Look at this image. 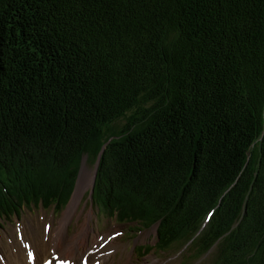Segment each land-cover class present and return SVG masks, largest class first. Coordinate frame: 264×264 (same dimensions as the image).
<instances>
[{
    "label": "trees",
    "instance_id": "obj_1",
    "mask_svg": "<svg viewBox=\"0 0 264 264\" xmlns=\"http://www.w3.org/2000/svg\"><path fill=\"white\" fill-rule=\"evenodd\" d=\"M103 145L92 203L140 250L264 264V0H0V218Z\"/></svg>",
    "mask_w": 264,
    "mask_h": 264
},
{
    "label": "rangeland",
    "instance_id": "obj_2",
    "mask_svg": "<svg viewBox=\"0 0 264 264\" xmlns=\"http://www.w3.org/2000/svg\"><path fill=\"white\" fill-rule=\"evenodd\" d=\"M82 171L84 172L81 174ZM93 173L94 166L86 158L66 204L60 208L56 205L50 208L29 206L20 209L17 215L1 217L0 259H10V246L19 242V236L28 237L23 242H31V236L36 238L48 230L52 232L66 210L74 206L64 214L63 222L68 221L60 230L65 231L68 237L80 233L78 241L86 238V247L79 248V252L73 255L77 259L76 264L81 262L83 256L88 258L89 263L99 264H212V249L201 257H197L192 251H185L179 243L163 251L156 248L151 251L140 250L143 245L156 244L157 227L143 229L135 224H119L107 211L99 208L96 203L93 204ZM77 189L79 190L76 193ZM74 198L75 204L70 205ZM30 253L33 254L32 250Z\"/></svg>",
    "mask_w": 264,
    "mask_h": 264
},
{
    "label": "bare ground",
    "instance_id": "obj_3",
    "mask_svg": "<svg viewBox=\"0 0 264 264\" xmlns=\"http://www.w3.org/2000/svg\"><path fill=\"white\" fill-rule=\"evenodd\" d=\"M83 172L84 171H82L81 174ZM78 190L79 189H77L76 193L78 192ZM75 202H76V198L73 199L70 205L75 204ZM73 208L74 206H71L66 211L68 212ZM64 214L58 220V224L56 228L52 230V232H49L48 230L46 233L45 232L42 233L40 237H36V238H34L33 236L29 237V239H31V242H28L29 243L28 250L29 251L32 250L33 253L31 259H29L30 252L26 253L25 246L23 247V245H27L24 244L26 242H23L24 240L28 239V237H26V238H21V240H18L19 242L17 244H13L12 246H10V252H11L10 259L9 260H5L4 258L0 259V264H41L45 260L50 262L52 260L50 256L53 255L57 256L58 260L62 261L63 264L65 260L68 262V264H76L77 259H75L73 255L79 252V248L86 247L87 244L86 238H83L81 241H78V237L80 233L78 235L68 237L65 231L63 232L62 230L61 232L60 227H63L68 221L67 220L66 222H63ZM20 254H22V257H20ZM79 264H87V262L84 259H82Z\"/></svg>",
    "mask_w": 264,
    "mask_h": 264
},
{
    "label": "water",
    "instance_id": "obj_4",
    "mask_svg": "<svg viewBox=\"0 0 264 264\" xmlns=\"http://www.w3.org/2000/svg\"><path fill=\"white\" fill-rule=\"evenodd\" d=\"M104 147H105V145L102 146L101 151H100V153H99V155H98L97 161H96V163H95V166H94L95 168H94V173H93L92 183L94 182V179H95L96 168H97V165H98L99 156H100V154L102 153ZM85 160H86V156H84V157L82 158V160H81L80 168H79V171H78V174H77V175H79V173H80V171H81V169H82V166H83V164L85 163ZM77 185H78V183H77ZM76 187H77V186H76ZM92 187H93V185H92Z\"/></svg>",
    "mask_w": 264,
    "mask_h": 264
},
{
    "label": "snow or ice",
    "instance_id": "obj_5",
    "mask_svg": "<svg viewBox=\"0 0 264 264\" xmlns=\"http://www.w3.org/2000/svg\"><path fill=\"white\" fill-rule=\"evenodd\" d=\"M25 247H27V245H25ZM31 258H32V254L29 253V259H31ZM53 259H55V257H53ZM44 264H49V261L45 260V261H44ZM64 264H68V262L65 260V261H64Z\"/></svg>",
    "mask_w": 264,
    "mask_h": 264
}]
</instances>
